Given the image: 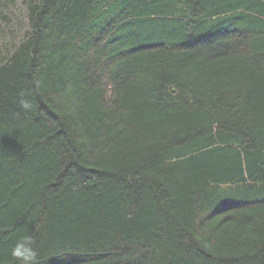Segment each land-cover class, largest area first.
<instances>
[{
    "label": "trees",
    "instance_id": "1",
    "mask_svg": "<svg viewBox=\"0 0 264 264\" xmlns=\"http://www.w3.org/2000/svg\"><path fill=\"white\" fill-rule=\"evenodd\" d=\"M22 234L37 264H264V0H0V264Z\"/></svg>",
    "mask_w": 264,
    "mask_h": 264
},
{
    "label": "clouds",
    "instance_id": "2",
    "mask_svg": "<svg viewBox=\"0 0 264 264\" xmlns=\"http://www.w3.org/2000/svg\"><path fill=\"white\" fill-rule=\"evenodd\" d=\"M18 103L24 110H29L31 108V103L24 98L23 93H21ZM10 255L14 260L18 261L19 264H37V251L34 247L32 236L28 234L20 235L12 246Z\"/></svg>",
    "mask_w": 264,
    "mask_h": 264
},
{
    "label": "water",
    "instance_id": "3",
    "mask_svg": "<svg viewBox=\"0 0 264 264\" xmlns=\"http://www.w3.org/2000/svg\"><path fill=\"white\" fill-rule=\"evenodd\" d=\"M171 91H172V92H174V91H175V89H174V88H171Z\"/></svg>",
    "mask_w": 264,
    "mask_h": 264
}]
</instances>
